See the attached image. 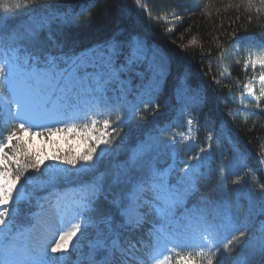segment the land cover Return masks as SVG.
Returning a JSON list of instances; mask_svg holds the SVG:
<instances>
[{
    "label": "trees",
    "instance_id": "16d2710c",
    "mask_svg": "<svg viewBox=\"0 0 264 264\" xmlns=\"http://www.w3.org/2000/svg\"><path fill=\"white\" fill-rule=\"evenodd\" d=\"M258 9L260 0H253L252 7L246 0H139V4L137 0H95L94 4L93 0H36L15 15L0 13V36L9 37L10 45L35 68L48 67L45 61L53 59L62 68L65 61L116 44L114 68L119 69L122 82L106 75L100 78L105 85L98 96L106 102L103 113H111V136L106 139L112 144H100L87 168L73 169L64 163L61 169L49 171L42 160L40 171L29 169L21 182L30 181L35 189L24 186L23 199L11 217L13 229L29 225L44 191L56 194L90 186L83 242L104 236L108 244L117 239L124 248L154 250V230L167 233L164 241L169 242L170 237L179 240L196 229L200 236L210 225L216 232L226 230L224 244L240 231L245 233L230 246L231 252L221 249V264H264L260 251L264 241V9ZM136 41L146 48L144 58L126 62ZM151 54L159 56L158 71L147 64ZM113 87H118L114 96ZM143 87L146 90L138 95ZM121 95L130 96L129 104ZM12 125L0 116V139ZM181 129L190 131L194 145L174 139ZM153 135L156 140L146 144ZM20 136L37 158L23 133ZM197 157L199 168L191 169L190 192L174 201L169 217L142 208L144 220L138 227L124 224L113 200L126 204L133 184L150 182L153 173L160 175L164 168L172 169L168 183L180 167ZM109 217L111 230L103 222ZM166 242L160 241L159 246ZM115 261L120 264L117 257ZM55 264H70V260L55 258Z\"/></svg>",
    "mask_w": 264,
    "mask_h": 264
},
{
    "label": "snow or ice",
    "instance_id": "6c2138e0",
    "mask_svg": "<svg viewBox=\"0 0 264 264\" xmlns=\"http://www.w3.org/2000/svg\"><path fill=\"white\" fill-rule=\"evenodd\" d=\"M35 3L36 0H12L11 3H8L7 0H0V13L15 15L28 10ZM94 3L95 0H93ZM137 3L139 4V0H137ZM246 3L248 7L253 6V0H246ZM260 9H264V0H260ZM45 24H47V21L41 24V30H43ZM137 46L139 47V41H137ZM115 55H117V45L110 44L105 55H102L99 60L88 62L77 58L71 60V62L65 61V66L62 68L56 63L55 59L46 60L45 63L48 67L43 73L38 70V67L28 71L27 68L20 65L13 67L7 63H0V77H3L10 85L17 89V96L13 99L16 109L10 113L11 119L15 120L16 123L0 139V232H3L5 229L7 230L4 235L5 239L11 235V223L8 218L15 215L16 210L14 205L23 199L24 195L17 188V185L29 169L37 172L40 171L42 163L40 159L35 158L25 148L21 140V133L44 136L66 132L79 136L88 146L83 152L63 160V163L72 165L73 167L78 162H81L82 165L91 164L94 154L97 153V147L100 144H112L111 139H106V137L111 136V133L108 131L112 127L110 112L106 115L103 112L93 113V116L85 115L83 117L85 122L78 124L76 123L80 119L78 115L72 116L69 120H53V117L47 113V109L43 104H36L35 108H33L30 100L36 101L42 98L48 86H51L53 82L59 85L60 81L65 78L75 80L92 77L99 82L101 77L116 71L113 65ZM28 64L29 61L26 60L25 65ZM89 68L93 69V71L89 72ZM261 79L264 80V77ZM245 88H247V85H245ZM101 116H103V119L93 118ZM38 119H48L50 122L40 123ZM118 120L120 123L123 122V118H118ZM51 122L59 123L63 126L54 128L51 126ZM188 123L191 124V121ZM99 125H102V128L98 127ZM33 129L37 130L32 131ZM96 133H99V135H96ZM208 139L211 141L212 137L209 136ZM101 151L104 150L101 149ZM201 151L203 152L205 149ZM197 158L199 159V157ZM185 168H188V165H185ZM238 182L233 181V183ZM262 190H264V186H262ZM148 193H152V196L149 197ZM166 193L167 186L164 183L163 177L157 173H153L150 182L138 181L133 184L132 188L126 193V204L120 199L113 200L112 204L116 212L124 218V224L130 227H138L143 222L140 210L145 206L150 209L154 208L157 214L167 216L166 207H162L157 203L158 201H163L164 205H167L168 198L164 195ZM88 203L91 202L89 201ZM84 207L87 209V204ZM103 222L111 230V217L105 219ZM81 228V223L72 224L70 230L62 232L59 239L51 246V252L68 251L69 242L81 231ZM261 231L264 233V225L261 226ZM154 232L158 249L151 257L154 264H202V261H206V264H213L214 259L216 264H221L219 258L221 249L216 243L218 233L210 225L203 229L199 240L194 244H174L172 248H167L166 245L160 247L161 231L154 230ZM244 236L245 233L240 231L239 236H233L232 240L223 245V251L231 252L232 248L230 246L233 243H239L241 237ZM118 245L119 242L114 240L112 247L109 249L104 240H98L94 246V250L105 249L109 255L101 261H96L93 258L89 261V264H115L113 254L118 250ZM119 250L123 251L122 249ZM46 251L47 245H45L44 254L33 261V264H47L45 259ZM260 251L264 253V241H262ZM0 264H20V262L6 248L0 245Z\"/></svg>",
    "mask_w": 264,
    "mask_h": 264
},
{
    "label": "rangeland",
    "instance_id": "374dc122",
    "mask_svg": "<svg viewBox=\"0 0 264 264\" xmlns=\"http://www.w3.org/2000/svg\"><path fill=\"white\" fill-rule=\"evenodd\" d=\"M108 48L102 50L89 51L79 59L85 61H93L99 60L102 55H105ZM146 52V48L144 44L139 41V47L137 46V41L133 43V47L130 52L129 58L126 62H130L132 57L144 58ZM116 62H121L120 60H116ZM161 63L159 56L157 54H151L147 58V64L150 66H154V70L158 71L159 64ZM8 64V63H7ZM13 67L21 64L15 62L9 64ZM113 65H115V58H113ZM25 67L26 66H22ZM47 67L42 66L38 67V70L43 73ZM126 69V68H125ZM28 71L33 69L27 68ZM123 71V68L120 69ZM90 72V70L88 69ZM109 79L115 80L117 79L118 83L121 82V75L119 69H116L114 73L106 75ZM91 80L92 82H90ZM6 83L9 86V91L6 94H0V109L3 115L4 121H10L16 123L15 120L11 119L10 113L15 111L16 105L13 103V99L17 96V89L10 85L7 81ZM104 83L102 80L97 82L96 79L92 77L68 80L67 78L60 81L59 85H56L55 82L52 83L51 86L47 87L45 94L42 98L31 101L32 107L35 108L36 104H43L47 113L53 117V120H69L72 116L78 115L82 121H84L83 117L93 116V113L96 112H105L106 110V102L104 100L99 99L98 93L99 91H103ZM119 84H117L118 86ZM114 86V84H113ZM130 88V85H128ZM117 89L113 87V96L116 94ZM146 88H142L141 92L138 95L142 94ZM97 91V93H94ZM135 94V90H133V95ZM65 97H69V101L77 103V105L73 109H68V106L65 102ZM77 98V102H76ZM120 99L125 100L126 104H129L130 96L121 95ZM129 108V107H128ZM39 116V114L37 113ZM103 119L101 117H93ZM40 123H49L48 119H38ZM52 127H62V124L51 122ZM102 128V125H99ZM37 129H33L32 131H36ZM23 138L26 141L28 148L40 159L47 163V168L56 170L61 168L63 160L66 158H70L73 155L83 152L88 146L84 143L79 136L68 134L66 132H58L52 135H44V136H35L30 134H23ZM173 139V138H172ZM176 141L184 140L187 143L195 144L194 139L190 135L189 130H183L179 133L175 134ZM156 140V135L148 138L145 143L149 144L152 141ZM158 146L157 143L155 142ZM146 148V146L144 147ZM148 149V148H147ZM198 158L195 160L191 159L187 165L188 168L182 166L175 173L173 177H167L169 172H172L171 168H164L160 170V175L164 179V183L167 186V193L170 195L168 198L167 205H164L163 202H157L162 207H166L167 212L171 208L174 201H178L182 199L187 192H189V183L191 181L192 172L191 169L199 168ZM197 161V162H196ZM94 162V160H93ZM69 168L75 169L72 165L66 164ZM82 165L81 162L77 163V166H82V168H86L90 166ZM202 171V169H201ZM17 188L23 192V189L20 184L17 185ZM148 212H153L157 214L155 209H150L145 206ZM83 209L82 199L77 194V191H69L64 194H60L52 199H43L41 200L38 209L35 213V217L31 226L17 238L23 241V258L24 264H33V261L37 260L41 257V255L45 252V245H47V251L45 259L49 261V257L52 255H57L61 258H65L66 260H70V264H89V261L95 258L101 249L94 250V246L96 245L98 240H103L101 238H93L89 237L84 242V237L86 234H82V229L77 233L75 237L69 242V248L66 252H51V246L55 244V242L59 239L62 232L69 231L72 224L81 223L82 228L86 225V220L81 217L80 212ZM142 215V209L140 210ZM161 215V214H158ZM143 216V215H142ZM10 219V218H8ZM5 229L3 232H0V245L6 241L4 238ZM18 236L17 233H12L9 235L8 239L15 238ZM83 242V243H82ZM79 243V244H78ZM130 258L138 263V264H154V261L151 257L154 255H145L137 252L129 251Z\"/></svg>",
    "mask_w": 264,
    "mask_h": 264
},
{
    "label": "bare ground",
    "instance_id": "6f19581e",
    "mask_svg": "<svg viewBox=\"0 0 264 264\" xmlns=\"http://www.w3.org/2000/svg\"><path fill=\"white\" fill-rule=\"evenodd\" d=\"M150 48V47H149ZM164 56V55H163ZM183 87V86H182ZM146 94V93H145ZM148 170V169H147ZM149 176V175H148ZM151 218V217H150Z\"/></svg>",
    "mask_w": 264,
    "mask_h": 264
}]
</instances>
